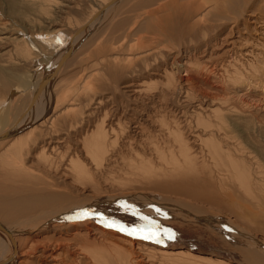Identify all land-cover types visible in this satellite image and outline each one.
<instances>
[{
	"label": "bare ground",
	"instance_id": "6f19581e",
	"mask_svg": "<svg viewBox=\"0 0 264 264\" xmlns=\"http://www.w3.org/2000/svg\"><path fill=\"white\" fill-rule=\"evenodd\" d=\"M122 1L105 0L103 4L100 3L91 16L71 33L54 29L51 34L39 33L37 37H27L23 34L21 39L14 35L6 37L2 33L3 37L0 40L24 49L25 54L35 59L34 63L39 70L41 69V73L33 76L37 84L30 78L31 82H26L30 85H24L30 88L31 94L40 88V96L27 106H22L21 110L17 107L19 109L11 121L10 109L0 116V136L6 135V138L0 141V146L8 143L1 147L3 155L0 161L14 169L13 172L8 170L9 173L6 174L8 176L14 174L18 180L21 179L19 186L22 181L20 187L26 190V195L19 194L20 196L15 199L0 195V218L3 219V222L0 221V264H87L88 261L89 264H153L155 259L164 264H171L173 261L181 262L174 264L203 262L233 264L221 257L212 258L184 250H157L134 239L115 237L109 231L99 228L92 220L94 215L102 217L103 213L117 212L132 214L139 218L147 217L156 223L165 221L179 223L182 226L193 224L214 233L218 232L241 253L247 261L244 264H264V240L251 234V231L248 232L233 220L227 218L222 220L211 214L222 210L226 205L223 202H233L234 205V201L237 202L235 190L239 193L241 191L251 202L246 210L248 213L252 212V206L259 208L260 205L255 191L260 189L264 191V173L259 170L261 177L256 178L251 173L250 164L240 161L248 158L249 152L224 133L222 124L214 126L204 123L200 118L194 119L197 128L212 127L210 137L203 139L202 134L205 131L201 130L197 136L187 139L185 133L190 131L191 122L185 124L187 130L183 129L184 131L180 129L182 121L174 120L165 123L166 125L162 123L161 129L165 136L172 135L175 130L172 144L166 142L164 138V142L160 144L143 137L138 139L139 132H143L137 131L139 122L134 123L136 126L133 130L138 134L133 132V137H130L131 134L126 135L131 129L130 123L134 121L129 119L123 121L121 117L116 120L108 111L95 125V108L85 112L83 106H80L83 104L82 99H85V90H89V86L94 84L95 73L88 74L86 71L91 68L94 70L95 50L92 52L91 61L80 67L76 79L59 90L58 80L73 62L79 48L87 44L86 42L99 31L117 4ZM261 25L262 31H258L264 38V23ZM46 50L51 53L46 54ZM182 57L178 58L175 70L173 67L168 71L166 67L165 72L163 71L173 82L174 89L171 95H175L182 87L198 94L199 83L212 90L214 86L209 80L194 76L193 72L190 74L189 64L183 62ZM87 61L88 59H82L80 64ZM68 78L69 76L67 80ZM61 81L63 83V80ZM149 84L144 81L138 85L136 92L143 95L149 86H152ZM147 85L148 88H145ZM207 91L200 90V96L208 94ZM149 101L155 104L157 100L148 99L147 102ZM58 108H61L60 112ZM55 109H58L57 116ZM210 109L212 115L214 110ZM53 112L55 115L51 116ZM60 117L62 128L57 130L55 121ZM59 130L64 132L66 137L60 134V138L57 139L55 136ZM217 136L218 139H214ZM126 138L129 143L121 146L120 142ZM137 142L140 143L138 149L135 148ZM36 147L38 151L40 150L38 159L43 158L42 160L47 162V165L42 162L41 168L45 165L47 172L55 173L61 181L62 178L65 179L66 191L47 189L48 192L38 193L33 189V183L29 181L32 178L24 171L23 163L26 156H32V150ZM54 177L56 179V176ZM210 177L212 179H209ZM50 179L53 180V177ZM215 183L220 189L228 188V191L219 192V195L213 189L212 185ZM108 185H111V191L102 188ZM175 202L181 208H178ZM124 205L128 206L127 209ZM83 211H88L92 215L81 217L80 213ZM261 214L264 216V211ZM224 219L228 223H224ZM21 257L26 258L23 261L24 258Z\"/></svg>",
	"mask_w": 264,
	"mask_h": 264
},
{
	"label": "rangeland",
	"instance_id": "374dc122",
	"mask_svg": "<svg viewBox=\"0 0 264 264\" xmlns=\"http://www.w3.org/2000/svg\"><path fill=\"white\" fill-rule=\"evenodd\" d=\"M104 1L0 0V39L3 37L2 33L6 37L14 35L21 39L23 34L27 37H37L39 33L51 34L55 31L54 29L67 33L74 32ZM117 5L99 31L86 42L87 44L79 48L73 62L66 69V73L64 72L65 74L63 73L58 80L60 81L59 90L76 79L80 67L91 61L92 52L95 50L94 70L91 68L86 71L88 74L95 73L94 84L89 86L91 92L85 90V99H82L83 104L80 105L83 106L85 112L95 108V125L108 111L114 115L113 118L116 120L121 117L123 121L126 119L134 121L130 123L131 129L126 135L131 134L130 137H133L134 126H136L134 123L139 122L137 131L143 132H139V134L137 131L134 132L138 134V139H149L157 144L163 143L165 139L166 142L172 144L175 130L172 135L165 136L161 129L162 123H170L174 120L182 121V126H180L182 131L183 129L187 130L185 124L191 122L190 131L185 133L186 136L184 135L187 139L197 136L202 132L201 130L205 131L202 134L203 139L210 137L212 127L210 126V129H204L203 126L197 128L194 119L200 118L204 123L214 126L222 124L224 133H227L233 138V141L240 143L241 147L249 152L248 158L240 159V161L248 162L251 173L255 175L254 177L260 178L258 171L264 173V38L258 30L262 31L261 24L264 23V0H123ZM255 21L259 24L255 25ZM2 29L5 31H1ZM45 53L49 55L51 52L46 50ZM97 53L104 55L101 56ZM179 57H182L183 62L189 64L190 74L193 72L194 76L209 80L214 88L209 90L199 83L197 85L198 94L192 91L191 94L189 89L182 87L181 90L178 89L176 96L171 95L172 89H174L173 82L163 71L165 72L166 67L168 71L173 67L175 70ZM82 59H88L87 63L80 64ZM34 60L27 53L25 54L21 47L17 48L12 43L0 40V116L10 109V121L16 115L19 109L17 107H20L19 110H21L22 106H27L40 96V88L35 89L31 94L30 88L28 89L29 82L26 84L27 81L31 82V79L32 82H36L33 78L36 74L41 73V69L37 68ZM148 65L149 67H147ZM158 74L159 76H154ZM67 76H69L68 80ZM61 80L64 84L61 83ZM144 81L149 82L152 86L147 85L145 88L148 86L149 88L143 95H140L136 90L138 85ZM200 90H208V94L201 97ZM187 95L188 97H186ZM150 96L152 98H149ZM148 99L157 101L154 104L150 101L147 102ZM222 99H227L228 102H224ZM210 108L214 110L212 115ZM58 109H55L56 116ZM60 110L61 108L59 112ZM53 114L54 112L51 116ZM61 121L62 117L55 121L57 130L62 128ZM59 135L66 137L60 130L55 137L58 139ZM127 139L120 142L121 146L129 143ZM214 139H218V136ZM5 143V145L8 144ZM4 144L0 146V157L3 155L1 147ZM139 147L140 143L137 142L135 148ZM39 152L38 147L34 148L32 156H26L23 163L24 171L32 178L29 181L33 183V189L38 193L50 190L66 191L65 179L62 178L61 181L55 173L47 172L45 165L41 168V164L47 165V162L45 163L43 158L38 159ZM8 170L14 171L10 166L7 167L6 163L0 161V186H2L0 195L11 199H15L19 194L26 195V190L20 187L22 181L19 186L21 179L18 180L14 174L8 176L6 174V172L9 173ZM20 171L23 172V170ZM54 176L59 180L54 179ZM52 177L55 181L50 179ZM31 183L29 190H31ZM228 183L229 181L226 184ZM212 186L219 195V192L228 191V188L220 189L216 183ZM110 187L111 185L102 186L107 191L112 190ZM235 192L237 201L236 203L234 201L235 206L232 204L233 202H223L224 205L226 204L222 207L223 209L211 212V214L222 220L223 218L233 220L246 228L248 232L251 231V234L253 233L264 240V216L261 214L264 211V191L261 189L255 191L260 205L259 208L252 206L250 215L246 207H249L251 202L244 197L241 191L239 193L238 190H235ZM102 217L104 219L94 215L92 220L99 228L109 231L115 237L134 239L136 242L155 247L157 250H184L212 258L221 257L233 264L247 263L231 242L225 240V236L200 226L193 224L182 226L179 223L165 221L157 223L175 234L174 239L169 240L165 237L162 242L158 243L156 240H146L142 236L129 235L127 231L119 230L121 226L127 229H149L150 222L153 220L122 212L103 213ZM225 219L224 223H228ZM2 220L0 218V221ZM109 222H115L116 226L109 227ZM214 263L203 262L201 264ZM153 264L164 263L155 259Z\"/></svg>",
	"mask_w": 264,
	"mask_h": 264
},
{
	"label": "snow or ice",
	"instance_id": "6c2138e0",
	"mask_svg": "<svg viewBox=\"0 0 264 264\" xmlns=\"http://www.w3.org/2000/svg\"><path fill=\"white\" fill-rule=\"evenodd\" d=\"M124 207L127 209V205H124ZM159 212V210L157 209ZM89 215H92V213L88 211H83L80 213L81 217H88ZM101 219H104L101 217ZM143 219H148L147 217H143ZM151 227L149 229H138V228H132V229H127L124 226L120 227V231H127L129 235L133 236H142L143 239L146 240H156V242L160 243L162 242L163 238H167L169 240L175 238L174 232H172L170 229L167 228H162L160 225H158L155 221H151ZM109 227H115L116 224L115 222H109L108 223Z\"/></svg>",
	"mask_w": 264,
	"mask_h": 264
},
{
	"label": "water",
	"instance_id": "95a60500",
	"mask_svg": "<svg viewBox=\"0 0 264 264\" xmlns=\"http://www.w3.org/2000/svg\"><path fill=\"white\" fill-rule=\"evenodd\" d=\"M5 138H6V135H1L0 136V141L3 140V139H5Z\"/></svg>",
	"mask_w": 264,
	"mask_h": 264
}]
</instances>
